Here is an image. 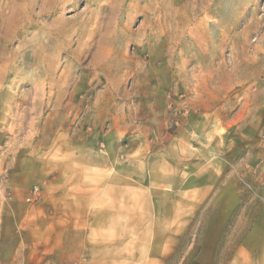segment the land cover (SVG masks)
Masks as SVG:
<instances>
[{"label": "rangeland", "instance_id": "rangeland-1", "mask_svg": "<svg viewBox=\"0 0 264 264\" xmlns=\"http://www.w3.org/2000/svg\"><path fill=\"white\" fill-rule=\"evenodd\" d=\"M0 13V264L49 263L51 217L114 170L170 231L164 264H264V0Z\"/></svg>", "mask_w": 264, "mask_h": 264}, {"label": "crops", "instance_id": "crops-1", "mask_svg": "<svg viewBox=\"0 0 264 264\" xmlns=\"http://www.w3.org/2000/svg\"><path fill=\"white\" fill-rule=\"evenodd\" d=\"M11 19L7 16L4 21L19 29L20 22L12 24ZM113 175L114 183L105 186L97 182L89 187V197L96 199L69 201L62 221L51 217L48 247L40 250L42 256L50 257L44 264H164L170 231H162L153 215L132 212L136 207H153V200L124 201V188L120 176L116 177L120 174L114 170ZM59 223L65 226L59 227ZM228 264L246 263L235 256Z\"/></svg>", "mask_w": 264, "mask_h": 264}, {"label": "built area", "instance_id": "built-area-1", "mask_svg": "<svg viewBox=\"0 0 264 264\" xmlns=\"http://www.w3.org/2000/svg\"><path fill=\"white\" fill-rule=\"evenodd\" d=\"M40 198V193L37 187H33L30 191V196L25 199L26 202H30L33 198Z\"/></svg>", "mask_w": 264, "mask_h": 264}]
</instances>
